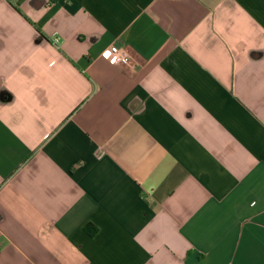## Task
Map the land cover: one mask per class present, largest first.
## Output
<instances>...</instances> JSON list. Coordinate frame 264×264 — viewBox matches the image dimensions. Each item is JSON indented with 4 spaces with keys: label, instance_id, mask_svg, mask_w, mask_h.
I'll use <instances>...</instances> for the list:
<instances>
[{
    "label": "crops",
    "instance_id": "0c3cea01",
    "mask_svg": "<svg viewBox=\"0 0 264 264\" xmlns=\"http://www.w3.org/2000/svg\"><path fill=\"white\" fill-rule=\"evenodd\" d=\"M0 264H264V0H0Z\"/></svg>",
    "mask_w": 264,
    "mask_h": 264
},
{
    "label": "built area",
    "instance_id": "2783aa9c",
    "mask_svg": "<svg viewBox=\"0 0 264 264\" xmlns=\"http://www.w3.org/2000/svg\"><path fill=\"white\" fill-rule=\"evenodd\" d=\"M52 43L57 44L58 43V37L52 36ZM101 57L108 62L111 65H121V66H129L131 63V58L124 49L123 46L120 45H110L107 48H105L101 52ZM97 157L102 155V152L98 150L96 153Z\"/></svg>",
    "mask_w": 264,
    "mask_h": 264
},
{
    "label": "trees",
    "instance_id": "16d2710c",
    "mask_svg": "<svg viewBox=\"0 0 264 264\" xmlns=\"http://www.w3.org/2000/svg\"><path fill=\"white\" fill-rule=\"evenodd\" d=\"M84 229H86L90 234L92 233L91 230H93V229L90 228L89 225H86ZM93 232H94V231H93Z\"/></svg>",
    "mask_w": 264,
    "mask_h": 264
}]
</instances>
